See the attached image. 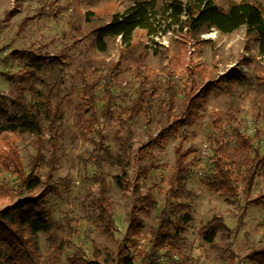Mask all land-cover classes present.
Returning a JSON list of instances; mask_svg holds the SVG:
<instances>
[{
  "label": "trees",
  "instance_id": "trees-1",
  "mask_svg": "<svg viewBox=\"0 0 264 264\" xmlns=\"http://www.w3.org/2000/svg\"><path fill=\"white\" fill-rule=\"evenodd\" d=\"M94 22L96 27L91 33L94 45L107 56L118 47H121L122 58L134 53V37L139 30L145 31L150 38L174 32L182 37L181 49L185 54L191 42L198 40L202 34L217 30L223 35H230L246 27L247 33L254 36L257 43L258 65L264 61V16L262 7L256 0L232 2L228 10L220 8L214 0H148L136 3L124 13L113 15L109 22L100 19ZM24 25L25 22L22 27ZM156 48L160 50L164 47L156 44ZM141 49L142 53L136 57L134 63V76L140 84L139 96L131 105L125 107H119L113 91L126 71L121 60H90L87 65L79 67L76 73L69 74L63 62L66 55L45 54L22 66L17 73L7 75L8 81L23 94L29 93L39 107L22 95L11 102V111L0 106V155L4 157V167L20 180V189L28 193L0 209V264H40L39 231L49 235L50 252L45 264H62L64 252L70 245L62 237L51 235L53 223L50 219L48 197L51 193L50 183L60 162V129L65 115L64 106L71 100L76 90L74 82L77 80L82 86V98L78 108L87 118L89 133L96 132L102 126L112 127L117 122H121L126 129V133H116L118 152H114L106 144V136L99 132V139L89 157V162L98 169L108 167L120 171L116 180L121 190H132L131 172L137 163L153 157L147 152L149 148L154 145L162 146L169 136L180 139L175 150L174 172L168 182L166 204L159 215L157 226L150 231L149 250H137L142 258L140 264H195L183 254L179 246L182 234L192 220L191 215H184L178 225L174 222V217L186 211L188 204L198 198V194L188 186L191 163L196 158L197 149L193 146L185 148V143L191 137L187 130L181 133V129L190 128L198 122L210 96L222 85H225L228 96L226 115L236 130L237 147L231 151L223 141L214 140V172L207 178L208 188L228 200L238 199L241 191L247 197L251 195L264 166V155L255 147L256 139L261 138V130L257 129L255 137L245 134L240 116L244 113L246 101L251 97L264 106V68L256 70L253 76L238 69L232 70L218 80H207L202 85L198 83V75H204L203 68H188L183 90L185 115L181 120L175 119L178 89L170 79L166 91L167 103L160 107V111L171 120V125L162 129L157 137L150 134V142L136 154L132 125L142 113L149 124L152 121L157 91L148 89V86L161 72L147 65L148 47L142 46ZM247 50L251 51L249 47ZM166 59L165 56L162 61ZM172 59L175 61V58ZM101 85L106 104L99 113L97 89ZM240 86L245 87V90L241 92ZM221 115L218 112L215 117L220 118ZM255 120L260 124L264 120V112L258 113ZM217 122L215 119L216 128ZM6 129L9 133H4ZM25 136H34L33 145L37 148L29 174L25 171L18 146L19 140ZM47 146L49 158L44 155ZM42 166H46L49 173L44 187L39 176ZM236 168L245 170L241 179L235 175ZM141 175L149 178L147 170ZM98 183V192L91 199L90 205L99 212L104 233L110 240L114 238L116 231L112 200L105 177L99 176ZM133 186L136 207L129 214L128 232L132 235L129 242L137 249L144 231L143 215L151 214L157 209L158 203L152 194L141 192L138 180ZM9 196L10 193L5 192L3 198ZM251 204L263 205L264 196L252 200ZM232 233L221 215L213 216L200 230L202 238L211 244L220 234ZM162 258H166V261L163 262ZM250 260L256 264H264V250L253 253ZM68 261L69 264H137L135 258L124 251L115 253L107 250L103 254L97 245L92 258H88L79 249Z\"/></svg>",
  "mask_w": 264,
  "mask_h": 264
},
{
  "label": "rangeland",
  "instance_id": "rangeland-1",
  "mask_svg": "<svg viewBox=\"0 0 264 264\" xmlns=\"http://www.w3.org/2000/svg\"><path fill=\"white\" fill-rule=\"evenodd\" d=\"M143 1L148 0H0V106L11 111V102L22 95L39 107L29 93L23 94L18 87L13 86L7 75L17 73L22 66L45 54L66 55L63 62L69 74L76 73L79 67L87 65L90 60H121L126 71L113 91L119 107L131 105L139 96L140 86L134 76V63L136 57L142 53L141 47L147 46V65L161 72L148 86V89L157 91L152 121L149 124L142 113L132 125L137 154L150 142V134L157 137L162 129L171 125V120L160 111V107L167 103L166 91L170 79L178 89L175 119L181 120L185 115L183 90L188 68H203L204 75H198L199 85L207 80H218L232 70L238 69L253 76L256 70L264 68V61L261 65L257 63V43L255 37L247 33L246 27L230 35L212 30L215 37L207 41L203 39L202 34L198 40L191 42L185 54L181 49L182 37L174 32L150 38L145 31L139 30L134 37V53L122 58L121 47H118L109 56L102 54L95 47L91 34L96 27L94 21L100 19L109 22L113 15L124 13L129 7ZM241 1L245 0H214L223 10H228L232 2ZM256 1L260 3L264 16V0ZM156 44H162L167 52L162 48L158 50ZM248 47L251 51L247 50ZM165 56L167 59L163 62L162 58ZM172 58H175V61ZM74 85L76 90L64 106L65 115L60 129V162L50 183L48 205L53 223L51 235L62 237L70 244L64 252L62 264H69L68 258L79 249H82L88 258H92L95 245L99 246L103 254L107 250L115 253L124 251L140 264L142 258L137 250H149L150 231L157 226L159 215L166 204L168 182L174 172L175 150L180 139L169 136L162 146L154 145L149 148L147 152L153 157L137 163L131 172L133 185L138 180L141 192L152 194L158 203L156 210L149 215H143L144 231L136 249L129 242L132 235L128 232L129 214L136 207L132 192L134 186L132 185L130 191L121 190L116 180L120 175L119 170L108 167L98 169L89 162L90 154L99 139V132L106 136V144L114 152H118L116 133H126V129L121 122H117L112 127L102 126L96 132L89 133L87 118L78 108L82 98V86L78 80ZM239 90L242 92L245 87L240 86ZM97 97L98 111L101 113L106 104L102 85L97 89ZM227 102L225 85H222L210 96L198 122L190 128L181 129V133L187 130L191 137L185 143V148L193 146L197 149L196 158L191 163V179L188 186L198 194V198L188 204L186 211L174 217V222L178 225L184 215H191L192 220L182 234L179 246L183 254L195 264H256L250 260V256L264 250V204H251L252 200L264 196V166L249 197L241 191L238 199L228 200L208 188L207 178L214 172V140L223 141L231 151L237 147L236 130L226 115ZM218 112L222 114L220 118L215 117ZM263 112L264 106L251 97L246 101L244 113L240 116L243 122L242 131L245 134L255 137L257 129L261 130V138L256 139L255 147L262 155L264 120L257 124L255 116ZM215 119L218 121L217 128L214 125ZM6 131L4 133H9L8 129ZM34 141V136H25L18 142L27 174L30 173L37 155ZM205 146H208V149H205ZM48 149L47 146L44 152L47 158L50 157ZM4 150L7 151V148L4 147ZM3 162L4 157L0 155V209L28 195L20 189L18 177L7 170ZM144 170L149 172L147 179L141 175ZM234 171L239 179L245 174L244 169L236 168ZM48 175V168L42 166L39 176L43 187L48 182ZM99 176H104L107 181L116 222L114 238L110 240L104 233L99 212L90 205L91 199L99 189ZM5 192L10 193V196L3 198ZM215 215L223 216L233 233L220 234L211 244L202 238L200 230ZM39 235L40 264H45L50 252L49 235L42 231H39ZM162 261L165 262L166 258H162Z\"/></svg>",
  "mask_w": 264,
  "mask_h": 264
},
{
  "label": "built area",
  "instance_id": "built-area-1",
  "mask_svg": "<svg viewBox=\"0 0 264 264\" xmlns=\"http://www.w3.org/2000/svg\"><path fill=\"white\" fill-rule=\"evenodd\" d=\"M203 39L204 40H210V39H213L215 37V33H208V34H204L203 36ZM205 149H208V146H205Z\"/></svg>",
  "mask_w": 264,
  "mask_h": 264
}]
</instances>
